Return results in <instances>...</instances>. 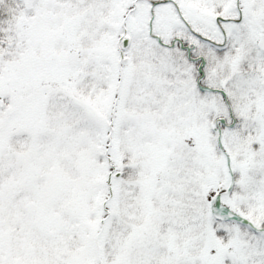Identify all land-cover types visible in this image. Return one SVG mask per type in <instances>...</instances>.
Listing matches in <instances>:
<instances>
[{
    "label": "snow or ice",
    "instance_id": "obj_1",
    "mask_svg": "<svg viewBox=\"0 0 264 264\" xmlns=\"http://www.w3.org/2000/svg\"><path fill=\"white\" fill-rule=\"evenodd\" d=\"M0 264H264V0H0Z\"/></svg>",
    "mask_w": 264,
    "mask_h": 264
}]
</instances>
